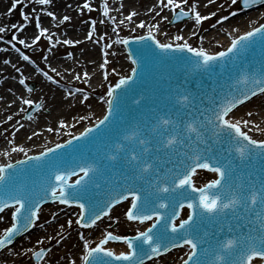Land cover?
<instances>
[{
  "label": "water",
  "instance_id": "obj_1",
  "mask_svg": "<svg viewBox=\"0 0 264 264\" xmlns=\"http://www.w3.org/2000/svg\"><path fill=\"white\" fill-rule=\"evenodd\" d=\"M261 5L264 0H242L250 10ZM147 35L153 38L127 44L136 69L132 78L113 89L106 118L68 144L11 167L0 186L21 196L18 221L33 217L35 209L52 201L57 187L72 195L68 201L85 205L83 220L90 222L108 210V200L134 195L132 215L159 216L145 236L146 248L161 253L192 244L144 264H181L192 250L184 264H249L252 257L264 256V143L254 142L240 124L228 120L242 105L264 95V26L217 56L167 47L154 34ZM206 164L217 169L220 178L198 190L190 176ZM78 171H85V176L69 186L68 175L73 173L69 182H74L83 175ZM194 173L192 183L197 187L219 177L215 170ZM78 189L79 199L74 197ZM131 204L128 197L89 229L78 224L79 208L60 202L45 205L30 232L1 248L0 264H83L96 243L115 256L128 254L126 238L144 233L157 220H128L125 213ZM19 205L8 204L0 212V238L13 225ZM184 205L190 206L191 218L175 227L190 214ZM109 232L123 241H106ZM9 234L18 238L21 233ZM108 239L120 241L113 235ZM141 239H130L134 249ZM43 248L48 253L35 262L34 252ZM99 252L87 264L108 263L94 259Z\"/></svg>",
  "mask_w": 264,
  "mask_h": 264
},
{
  "label": "bare ground",
  "instance_id": "obj_2",
  "mask_svg": "<svg viewBox=\"0 0 264 264\" xmlns=\"http://www.w3.org/2000/svg\"><path fill=\"white\" fill-rule=\"evenodd\" d=\"M2 1L0 0V32L5 28L4 22L10 11V8L3 7ZM4 1L6 5L14 4L21 11H29L34 18L28 20L22 17V24L16 26V30L12 29L7 35L0 34V175L4 165H10L27 155H40L49 146L63 142L62 136L66 131L79 136L86 128L82 123L90 121V126H87L89 128L93 123L96 125L104 118L109 107V96L98 94L97 90L103 87L98 79H107L108 63H114L117 73L128 70L129 72L123 75L119 74L123 77L129 76L132 66L125 55V49H118L111 41V31L117 26L129 31L127 34L129 37L139 30L148 31L147 34H154L162 45L189 44L193 50L215 55L220 51L218 46H222L221 51L224 52L232 44L233 35L238 36L253 31L254 23L264 16V7L253 11L249 17L247 15L250 13L239 16L238 13L223 11L220 14L221 9L216 12L214 0L199 2L184 0L183 4L197 12L195 18L199 23L208 8L216 12L208 18L209 27L204 28L208 31L207 35L197 43L193 37L194 24H176L164 30L162 25L170 16H162L161 22L158 18L165 12L166 7L172 9L178 7V0ZM85 9L94 12L95 23L102 28L97 34H95L97 27L94 24L87 25L85 22L81 25L72 23L66 26L71 11L79 14ZM104 18H107V21H104ZM40 24H43L40 35L51 39L50 46L56 48L68 39L69 46L75 48V51L62 55L59 52L52 53L46 50L41 54L51 62L46 63L41 60L42 58L27 57L17 47L12 48L8 45L9 39L17 42L23 39L27 41V48L32 49L35 40L30 42L29 38ZM209 28L211 30H207ZM14 31H17V34ZM91 39L97 42L95 46H89ZM98 39L108 42L107 45L98 44ZM108 53L113 56L112 61L108 60ZM25 61L30 64H25ZM38 70L49 78V82L41 77L37 91H26L24 87L26 81L38 80ZM75 76L79 77L75 79ZM88 77H92L94 88L88 86L83 89L76 88L77 82L84 81ZM121 78L118 77L116 83ZM71 88L84 92L85 96L78 99L76 93L69 90ZM262 97L261 101L254 98L250 103L242 105L240 110L228 120L232 124H240L243 132H249L252 139H256L259 143L261 140L264 142V95ZM33 102L40 103L41 110L30 120L24 119L21 116L20 106ZM4 138L7 142L2 145Z\"/></svg>",
  "mask_w": 264,
  "mask_h": 264
},
{
  "label": "rangeland",
  "instance_id": "obj_3",
  "mask_svg": "<svg viewBox=\"0 0 264 264\" xmlns=\"http://www.w3.org/2000/svg\"><path fill=\"white\" fill-rule=\"evenodd\" d=\"M193 2H199L201 0H192ZM184 3V0H178L177 4L179 5L178 7H174L173 9L170 8V7H166L165 9V12L160 15L158 18L161 22V18L162 16L165 17L166 15H169L170 18L167 19L164 23V25H162L163 29L165 30L167 27L169 26H173V25H176V24H186V23H192L194 24L195 26V30L193 31V37L195 38L196 42L198 43L199 40L201 38H204L208 31H205L204 28H208L209 25H210V21L208 20V18L212 15H214L216 12L219 11V9H221V13L224 12H234L235 14L238 13L239 16H243V15H247V13H250V15H247V16H251L253 13V11H257V10H260L261 8H258V9H255V10H252V11H245L241 6H240V0H214V5H215V8H216V12L214 9L212 8H208V10L203 14L204 18L202 21H200V23L197 21V19L195 18V15L197 12L195 11H192L188 5L186 4H183ZM2 4H3V7L4 8H10V11H8V15H7V18L5 19V28L3 31L0 32V34L2 35H7L9 34L10 32H12V29L13 30H16V26L22 24V21H21V18L22 17H26L28 18V20H31L32 17L30 15V12L25 10V11H21L16 5L12 4V5H6L5 4V1L3 0L2 1ZM111 5H109L110 7ZM111 8V7H110ZM263 8V7H262ZM241 11V12H240ZM94 12H92L90 9L88 10H82L79 14L75 11H71L70 14H69V18H68V23L66 24V26L68 24H83L86 22V24L88 25H92L94 24L95 27H97V30L95 32V34H97V32L101 31L102 28H100V26L97 25V23H95V17L93 15ZM187 15V16H186ZM181 17H184L185 20L183 21H180V22H177L178 18H181ZM186 17V18H185ZM104 21H107V18H104ZM264 23V16H262L260 19H258L257 22L254 23V27L253 29L261 26L262 24ZM200 25V27H199ZM111 29H113V27H111ZM40 30L42 31L43 30V24H40L39 28H36L35 30H33L32 32V36L29 38V41H33L35 40V46H33L32 49H28L27 48V41H24L23 39L20 40V42H17V41H13L12 40H8V45L10 47H17L21 52H23V54H25L27 57L29 56H32L34 57L35 59H41V60H44L46 63H51L49 59H47L46 56L42 57L41 54H43L46 50H49V52H59L60 54L62 55H66V54H69V53H72L75 51V48H71L69 46V40L66 39L64 43H62L60 46H57L56 48H54L53 45L50 46L51 43V39L46 37V36H42L40 37ZM207 30H211L210 28L207 29ZM129 31H124L122 26H117L115 28V30L113 29L111 31V41H113L114 43V46L116 45L118 47V49L120 48H124L125 50V55H127V59L129 60V62L132 64L131 66V70L130 72L133 70L134 66H133V62L131 61L130 59V56L128 55V51H127V47L123 45V41L126 39V38H129V36H127ZM14 33L17 34V31H14ZM148 31H143V30H139L137 32H135L134 34H131L130 37H141L142 35H145L147 34ZM239 36V35H238ZM236 35H233L231 38H233V40L238 37ZM28 41V42H29ZM105 44L107 45L108 42H103L102 40L98 39V44ZM95 44H97V42L95 43V41H93V39H91L89 41V46H95ZM176 45V44H174ZM220 51L222 50V46H218L217 47ZM219 51V52H220ZM107 58L109 61H112L113 59V56L111 55V53H108L107 54ZM25 64H30L28 61H25ZM101 64H103L101 62ZM53 65V64H52ZM108 65V70H107V74H108V77L106 80H104L103 78L101 79H98L99 81H101L100 83H102V89L101 90H97L98 91V94L104 96V95H107L109 96L108 97V101H109V98H110V95H111V88L116 84V81L119 78L123 77V76H120V75H123V73L125 72H129L128 70H125L123 72H120V73H117L116 72V67L114 65V63H111V64H107ZM32 68H35L32 66ZM103 74V72H102ZM101 74V75H102ZM120 74V75H119ZM80 75V74H78ZM44 78L46 81L49 82V78L48 77H45V75L40 71L38 70V80H33V79H28L26 81V84L24 85L26 91H31V92H34V91H37L40 87V84H39V78ZM77 77L79 76H75L74 78L76 79ZM126 77V76H124ZM66 78V77H64ZM57 85V84H55ZM34 86V87H32ZM92 87L94 88L95 87V84L93 82V79L92 77H88L86 80L84 81H80V82H77L76 84V88L78 89H83L85 87ZM72 93H76L77 95V98L78 99H82L83 96H85V93L82 92V91H76L74 88H71L69 89ZM261 99H263V97H260L258 98L257 101H261ZM20 108H22V114L21 116L24 118V119H27V120H30L31 118H33V116L39 112L41 110V104L38 103V102H33L31 104H23L20 106ZM33 111V113L31 115L30 112ZM105 116V115H104ZM84 126H90V121H85L84 123H82ZM94 126V123L92 124ZM91 125V126H92ZM69 131H66V134L62 136V139L61 141L65 142V141H68L70 140L71 138L74 137V133L73 132H69ZM2 145L6 144L7 140L4 138L2 140ZM54 145H51L49 146L48 148L52 147ZM29 156V155H27ZM27 156H25L24 158H26Z\"/></svg>",
  "mask_w": 264,
  "mask_h": 264
}]
</instances>
